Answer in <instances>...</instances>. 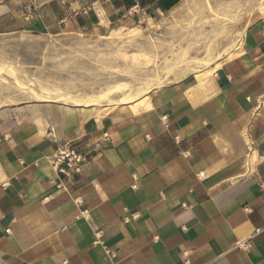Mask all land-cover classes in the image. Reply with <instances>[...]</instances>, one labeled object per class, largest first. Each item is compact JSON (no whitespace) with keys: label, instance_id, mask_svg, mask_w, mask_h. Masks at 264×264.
<instances>
[{"label":"crops","instance_id":"0c3cea01","mask_svg":"<svg viewBox=\"0 0 264 264\" xmlns=\"http://www.w3.org/2000/svg\"><path fill=\"white\" fill-rule=\"evenodd\" d=\"M184 1L0 0V30L96 34ZM195 72L137 111L0 115V264H264V15ZM65 144L90 158L72 178Z\"/></svg>","mask_w":264,"mask_h":264},{"label":"rangeland","instance_id":"374dc122","mask_svg":"<svg viewBox=\"0 0 264 264\" xmlns=\"http://www.w3.org/2000/svg\"><path fill=\"white\" fill-rule=\"evenodd\" d=\"M260 5L264 0H185L157 21L96 34L0 30V115L30 117L49 107H74L78 105L70 98L87 99L119 86L133 91L144 85L147 90L136 97L141 100L162 86L196 75L195 71L210 72L240 46L239 28L255 18ZM223 26L234 32L222 36ZM129 29H137L138 38H126ZM210 50L211 66L188 65ZM168 69L173 71L167 74ZM120 98L111 95L98 106H123Z\"/></svg>","mask_w":264,"mask_h":264},{"label":"bare ground","instance_id":"6f19581e","mask_svg":"<svg viewBox=\"0 0 264 264\" xmlns=\"http://www.w3.org/2000/svg\"><path fill=\"white\" fill-rule=\"evenodd\" d=\"M261 4V3H260ZM250 11V10H249ZM253 13V11L251 12ZM256 16L255 18H258V17H261L264 15V5H260V6H257V9H256V12H255ZM229 16H232V15H229ZM247 16V15H246ZM250 16V15H249ZM248 16V17H249ZM245 17V16H244ZM247 18V17H246ZM255 18H252L251 20H247L246 23L242 26V28H239L240 31H239V34H243V32L246 30V28L253 22V20ZM244 19V18H243ZM234 20V19H233ZM237 20V19H236ZM226 23V22H224ZM230 23V22H228ZM235 23V22H233ZM240 23V22H239ZM244 23V22H243ZM227 24V23H226ZM241 24V23H240ZM222 26V25H221ZM226 26V25H225ZM223 26L224 28H222V31L219 32L222 36H227L229 33L231 32H234L232 29H229L227 27ZM231 26V25H229ZM234 26V25H233ZM237 28V26H234ZM237 33V32H236ZM126 38H138L139 36V31L137 29H131L128 31V34H126ZM122 38V37H121ZM120 38V39H121ZM117 39V38H116ZM124 39V38H123ZM217 43L214 44V47ZM187 52H185L183 54V58H187ZM182 58V59H183ZM185 60V59H184ZM213 61V52H211V50L207 53V56L203 59H195L194 62H192V65L188 64L189 66H195V67H209L211 66V63ZM186 64V63H185ZM221 64V63H220ZM179 66V65H178ZM178 68V67H177ZM173 71V69H168L167 70V74L171 73ZM166 74V75H167ZM159 82V81H158ZM160 83V82H159ZM162 83V81H161ZM158 84V83H157ZM161 85V84H160ZM157 86V85H156ZM136 87L133 88V91H128V89L126 88V86H119V87H116L110 91H108L107 93H104V94H101V95H97V96H94V97H89L87 99H80V100H75V99H69L75 103H77V105H80V106H98L99 103L103 100V99H109L111 98V95H119L120 97V100H119V104L120 105H131L132 108L134 110H139L141 108H149L150 107V103L147 99V97L141 99V100H136V97L137 96H140V94H143V92H145L147 89V87L145 88L144 85H141L138 87V89H135ZM125 89H127V91H125ZM44 91H46V93L48 95L51 96V93L49 90L45 89ZM125 91V92H124ZM150 91V90H149ZM148 91V92H149ZM57 94V93H56ZM58 96V95H57ZM115 97V96H114ZM54 98H59V97H54ZM65 98V97H64ZM138 99V98H137ZM60 100V99H59ZM67 101V100H66ZM57 102V101H56ZM61 102V101H60ZM65 102V101H64Z\"/></svg>","mask_w":264,"mask_h":264},{"label":"built area","instance_id":"2783aa9c","mask_svg":"<svg viewBox=\"0 0 264 264\" xmlns=\"http://www.w3.org/2000/svg\"><path fill=\"white\" fill-rule=\"evenodd\" d=\"M136 9V7H135ZM90 162L88 154L74 144H65L51 158V164L59 176L72 178L82 172ZM264 187V185H263ZM136 188V186H134ZM9 232V230H7Z\"/></svg>","mask_w":264,"mask_h":264}]
</instances>
